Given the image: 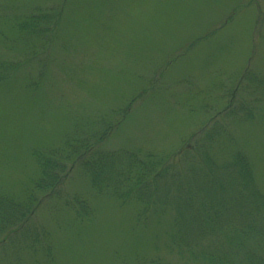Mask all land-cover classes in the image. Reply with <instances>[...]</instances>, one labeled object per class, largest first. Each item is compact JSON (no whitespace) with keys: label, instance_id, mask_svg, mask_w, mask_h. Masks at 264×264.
<instances>
[{"label":"rangeland","instance_id":"374dc122","mask_svg":"<svg viewBox=\"0 0 264 264\" xmlns=\"http://www.w3.org/2000/svg\"><path fill=\"white\" fill-rule=\"evenodd\" d=\"M58 13L53 33L19 28L39 15L46 30ZM11 62L0 82V200L33 211L19 223L0 214V264H206L173 244L170 211L139 221L143 205L121 197L114 172L94 186L85 167L126 149L172 154L215 121L228 129L216 151L238 145L264 191V0H0V64ZM244 105L253 116L238 112ZM118 122L94 152L71 154L74 141ZM50 150L70 156L57 195L36 189V154Z\"/></svg>","mask_w":264,"mask_h":264},{"label":"trees","instance_id":"16d2710c","mask_svg":"<svg viewBox=\"0 0 264 264\" xmlns=\"http://www.w3.org/2000/svg\"><path fill=\"white\" fill-rule=\"evenodd\" d=\"M60 15L58 13L51 20L46 30L39 28L44 18L39 15L20 22L19 28L23 32L53 33L59 25ZM44 66L45 63L41 68ZM12 67V62L0 64V82L12 75ZM130 103L122 110L121 122H125L133 112ZM232 111L231 116L235 114V110ZM242 111L245 117L254 114L247 105L238 112ZM121 122L104 125L93 142L79 139L74 144V141L71 154L76 156V160L85 158ZM216 124H220L219 127L213 126L210 132L199 130L192 134L172 154L150 152L142 157L138 151L126 149L122 156L112 153L101 157L95 165L88 164V167L86 164V171L91 174L94 186L103 182L106 171L114 172V188L127 187L126 197H121H134L143 205L139 221H143L151 210L170 211L174 227L173 244L178 248L196 249L206 264H264V228L258 225V222L264 221V191L257 185L250 158L238 145L227 157L216 151L215 135L228 131L223 122L215 121ZM56 153L50 150L45 155L36 154L41 170L36 189L52 195L59 194L69 175L66 161L70 156L60 159L55 157ZM120 157L124 165L119 163ZM0 201V214L7 217V220L5 217L2 219L8 223H19L32 214L33 209L30 214L14 202ZM30 204H33L32 200ZM71 205L79 216L89 215L88 206L80 198L75 197ZM241 207L246 208L240 210ZM206 236L214 237V241L205 244Z\"/></svg>","mask_w":264,"mask_h":264}]
</instances>
